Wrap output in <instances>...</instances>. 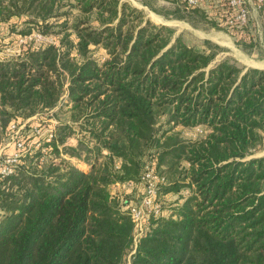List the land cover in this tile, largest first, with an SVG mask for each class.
<instances>
[{"label":"trees","instance_id":"1","mask_svg":"<svg viewBox=\"0 0 264 264\" xmlns=\"http://www.w3.org/2000/svg\"><path fill=\"white\" fill-rule=\"evenodd\" d=\"M75 1L84 16L66 17V0H0L1 22L27 16L16 33L59 37L0 59V142L14 122L58 116L66 79L71 119L0 175V264H126L136 230L128 203L149 165L159 186L130 264H264V156L247 158L264 146V68L211 66L219 45H189L120 0ZM169 2L180 5L143 0L172 17L209 12ZM178 125L208 132L186 139Z\"/></svg>","mask_w":264,"mask_h":264},{"label":"rangeland","instance_id":"2","mask_svg":"<svg viewBox=\"0 0 264 264\" xmlns=\"http://www.w3.org/2000/svg\"><path fill=\"white\" fill-rule=\"evenodd\" d=\"M143 0H120V3H128L131 6H134L143 11L145 14L144 20L150 19L151 21L158 23V24H165L170 26L171 28L175 29V35H182L183 39L189 44L196 46L198 49L205 48L204 40L208 39L211 42L219 45L221 50L216 55L215 59L211 63V66L214 63L221 61L223 59H233L238 61L241 65L245 67H255L261 66L264 68V17L261 13H258L253 7L254 4H251V21H258V28L261 30L260 35L255 39L250 38L247 35L246 27L240 24L230 25L228 24L229 18H234L233 16H237L238 9H233L230 12L229 8H226L220 3V0H207V16L204 13V17L196 16L195 18L187 17H172L167 16L162 13L157 12L156 10L150 8L146 4L142 2ZM67 5L64 6L61 10L66 11L68 17L69 15L73 14L76 17L79 15L84 16V14L80 12V8L76 6L75 0H66ZM139 2V4L137 3ZM143 3V6L141 5ZM157 4H162L167 7V10H172L175 6H179L180 4H173L169 2V0H157ZM236 8V7H235ZM228 14L227 19L224 21L223 18L219 19V14ZM217 16L218 19L215 18L219 22L215 23L213 21L214 16ZM63 15L59 18L60 21L66 19ZM160 17V18H159ZM27 16L25 14L21 15L20 17H13L8 22H1L0 21V59H8L14 58L21 54L25 49V46L28 42L35 39L37 41H44L47 43H57L59 44L58 36L55 37L51 34L44 35L41 33L37 28L32 31L31 34L28 35H21L16 32L23 28V20L26 19ZM156 18V19H155ZM161 19V20H160ZM54 19H52L53 21ZM17 24L16 32L13 31L12 24ZM96 23V21H94ZM145 23V22H144ZM252 25L256 27V23L252 22ZM15 32V33H14ZM61 36V34L59 35ZM92 56L99 61H103L104 58L107 56V52L102 46L94 47L92 46ZM73 55H77L73 53ZM65 91L61 97V105L63 104L61 109V113L57 116L55 115V111L51 110L49 113H36L29 118L21 121L20 123L14 122L10 126V134H7L5 138L0 142V164H4L6 167L14 168L16 163L20 162V157H15L17 153L25 154L30 150L36 149L40 147L41 139L45 138L49 140L51 138V134H54L57 130V126L60 124L61 121H70V113H68V79L65 80ZM168 116L166 114H161L158 118L159 125L165 124L167 121ZM15 125V128L13 127ZM76 126V125H75ZM167 127H169L166 124ZM77 130L78 127H75ZM175 129L179 130L182 137L186 139H197L208 132L207 127L205 126H195L190 128H185L181 125H178ZM19 131V132H18ZM77 136H72L68 144H76L77 143ZM23 142L24 149L18 146L19 142ZM36 147V148H35ZM14 156V157H13ZM64 157L69 158V156L63 154ZM264 156V146L254 151L252 154L248 155L247 158L251 157H261ZM12 159L11 163H7ZM16 160V161H15ZM72 162L79 165L83 169L89 168L88 164L79 160L78 158L72 157ZM147 161H150L149 159ZM9 164V165H7ZM154 169L151 165L146 167L145 173L143 174V178L141 179L143 183L148 184V180L144 179V176L147 173ZM157 175L159 173L155 172ZM154 173V174H155ZM157 180V179H156ZM152 180V185L157 188L159 186L158 181ZM141 188L135 189L134 196L131 197L130 202L128 203V212L130 213V209L133 206L140 205L143 200L147 196L146 185L140 184ZM123 188V187H121ZM127 188V187H126ZM131 188V186H130ZM128 186V190L130 189ZM115 191H119L116 187L114 188ZM183 194L188 193V189L182 190ZM176 196H170L169 202L173 201ZM147 219L144 221L142 226H138L136 223V230L134 235V246L129 254L125 258L126 264H130L132 260V255L135 253L137 244L144 234V231L147 228ZM140 236V237H139Z\"/></svg>","mask_w":264,"mask_h":264},{"label":"built area","instance_id":"3","mask_svg":"<svg viewBox=\"0 0 264 264\" xmlns=\"http://www.w3.org/2000/svg\"><path fill=\"white\" fill-rule=\"evenodd\" d=\"M190 5H203V3H207V0H185ZM228 5L231 6L234 9H238V15L234 18L228 19V24L234 25V24H240L244 25L245 27L250 25L253 30V36L256 38L258 35H260V29L258 28V21H251L250 20V9L251 4H254L255 7H253L255 10H257L258 13H261L264 17V0H227ZM250 5V6H249ZM236 7V8H235ZM252 22L256 23V27L252 25ZM16 124H13V127L15 128ZM19 132V131H18ZM53 134H51V137ZM25 144V143H24ZM23 142H19L18 146L22 149H24ZM23 154L17 153L15 157L22 156ZM14 157V156H13ZM12 159L7 161V163H11ZM16 161V160H15ZM17 164V163H16ZM9 165V164H7ZM14 168L6 167L4 164H0V175L5 176L9 175L13 172ZM144 179H147L148 185H147V196L143 200V202L138 206H132L130 209V214L134 220V222L139 226H142L144 224V221L146 220L149 211L152 208L153 198L156 193V188L152 185L153 181L156 180L157 176L153 174V171L150 170L147 175L144 176ZM158 180V179H157ZM156 180V181H157ZM140 237V236H139Z\"/></svg>","mask_w":264,"mask_h":264},{"label":"crops","instance_id":"4","mask_svg":"<svg viewBox=\"0 0 264 264\" xmlns=\"http://www.w3.org/2000/svg\"><path fill=\"white\" fill-rule=\"evenodd\" d=\"M138 1H140V0H138ZM143 2V1H142ZM141 2V5L143 6V3ZM138 4H139V2H137Z\"/></svg>","mask_w":264,"mask_h":264},{"label":"water","instance_id":"5","mask_svg":"<svg viewBox=\"0 0 264 264\" xmlns=\"http://www.w3.org/2000/svg\"><path fill=\"white\" fill-rule=\"evenodd\" d=\"M255 67L262 68L261 66H255Z\"/></svg>","mask_w":264,"mask_h":264},{"label":"bare ground","instance_id":"6","mask_svg":"<svg viewBox=\"0 0 264 264\" xmlns=\"http://www.w3.org/2000/svg\"><path fill=\"white\" fill-rule=\"evenodd\" d=\"M160 18V17H159ZM156 19V18H155ZM161 20V19H160Z\"/></svg>","mask_w":264,"mask_h":264}]
</instances>
